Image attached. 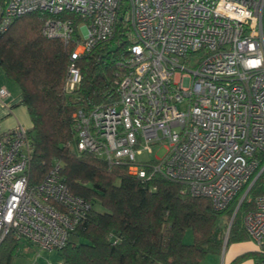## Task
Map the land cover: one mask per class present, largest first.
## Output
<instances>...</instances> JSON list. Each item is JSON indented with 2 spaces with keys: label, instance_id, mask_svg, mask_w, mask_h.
<instances>
[{
  "label": "built area",
  "instance_id": "1",
  "mask_svg": "<svg viewBox=\"0 0 264 264\" xmlns=\"http://www.w3.org/2000/svg\"><path fill=\"white\" fill-rule=\"evenodd\" d=\"M36 10L50 14L41 33L70 47L67 93L81 81L79 59L113 36L118 16L127 28L115 98L72 114L77 150L142 181L175 180L216 210L240 194L239 204L252 202L242 225L264 264V183L248 195L264 169V0H0V34ZM8 96L0 87L1 104ZM27 130L0 127V241L12 233L59 250L91 204L62 180L59 162L29 182ZM163 141L165 153L153 154Z\"/></svg>",
  "mask_w": 264,
  "mask_h": 264
},
{
  "label": "trees",
  "instance_id": "2",
  "mask_svg": "<svg viewBox=\"0 0 264 264\" xmlns=\"http://www.w3.org/2000/svg\"><path fill=\"white\" fill-rule=\"evenodd\" d=\"M49 16L36 10L11 22L0 34V69L17 84L19 102L31 120L27 128L31 146L29 182H39L59 162L62 180L91 204L86 217L69 232L65 246L57 250L59 261L203 264L208 254H219L224 246L246 240L242 217L252 206L246 198L239 204L227 232V221L239 196L225 209L216 210L208 197L182 192L183 185L175 180L156 176L142 181L124 164H108L91 152L77 150L72 114L115 98L114 81L121 70L118 63L128 56L127 28L118 16L113 36L79 59L81 81L74 92L67 93L64 80L70 47L41 33ZM263 183L264 169L248 195L256 196ZM188 229L192 241L186 243L183 237ZM19 243L12 233L0 241V264H11ZM253 257L255 264H260L261 256L255 253Z\"/></svg>",
  "mask_w": 264,
  "mask_h": 264
},
{
  "label": "crops",
  "instance_id": "3",
  "mask_svg": "<svg viewBox=\"0 0 264 264\" xmlns=\"http://www.w3.org/2000/svg\"><path fill=\"white\" fill-rule=\"evenodd\" d=\"M6 87L9 96L5 105L0 103V127L3 130L11 129L18 124L31 127L27 109L20 104V90L15 83L8 79L0 69V87ZM28 124V125H27ZM256 253V246L249 237L246 240L236 241L224 246L219 254H212V264H230L236 257L245 255L236 264H255L253 255ZM42 259V257H41ZM44 261V260H43Z\"/></svg>",
  "mask_w": 264,
  "mask_h": 264
},
{
  "label": "rangeland",
  "instance_id": "4",
  "mask_svg": "<svg viewBox=\"0 0 264 264\" xmlns=\"http://www.w3.org/2000/svg\"><path fill=\"white\" fill-rule=\"evenodd\" d=\"M15 85L17 84L15 83ZM164 144H166V141H163L162 144L159 146L156 147L153 146V154L157 156H162L165 153V149L163 147ZM153 154L144 152L140 158L149 159L153 157ZM96 208H99V205H96ZM227 224H229V220L227 221ZM183 241L186 243L192 241V232L190 229L186 230L183 237ZM58 261H59V254L57 250L40 249L37 246L28 242L26 239L21 238L19 243L18 254L15 257H13L11 264H51ZM211 262H212V254H208L202 260L203 264H212Z\"/></svg>",
  "mask_w": 264,
  "mask_h": 264
},
{
  "label": "water",
  "instance_id": "5",
  "mask_svg": "<svg viewBox=\"0 0 264 264\" xmlns=\"http://www.w3.org/2000/svg\"><path fill=\"white\" fill-rule=\"evenodd\" d=\"M238 205H239V203H238ZM238 205L236 206V208H235V210H234V212H233V214H232V216H231V218H230V220H229L228 229H229V226H230V224H231V221H232V219H233V217H234V214H235V212H236V210H237ZM226 239H227V236L225 237V240H226Z\"/></svg>",
  "mask_w": 264,
  "mask_h": 264
}]
</instances>
